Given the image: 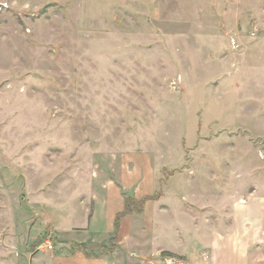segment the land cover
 I'll return each instance as SVG.
<instances>
[{
	"label": "rangeland",
	"instance_id": "rangeland-1",
	"mask_svg": "<svg viewBox=\"0 0 264 264\" xmlns=\"http://www.w3.org/2000/svg\"><path fill=\"white\" fill-rule=\"evenodd\" d=\"M237 166L264 183V0L0 9V264H28L40 247L60 254L55 229L87 225L93 181L141 184L125 187L100 258L118 249L124 218L166 189L188 193L186 181ZM127 199L144 205L125 213ZM168 257L186 263L161 252L144 264Z\"/></svg>",
	"mask_w": 264,
	"mask_h": 264
},
{
	"label": "crops",
	"instance_id": "crops-1",
	"mask_svg": "<svg viewBox=\"0 0 264 264\" xmlns=\"http://www.w3.org/2000/svg\"><path fill=\"white\" fill-rule=\"evenodd\" d=\"M42 2L0 0V9L28 11L39 9ZM208 90L203 85V99ZM243 168L234 167L232 177L228 173L213 181H186L183 186L189 187L188 193L166 189L158 202L147 205L143 215L124 218L118 249L100 258H88L86 253L98 254L109 245L115 235L116 215L125 206V187L141 184L127 178L118 183L93 181L96 194L82 201L90 205L82 207L89 215L87 225L83 220H76L74 225L69 220L64 222L55 229L62 252L55 255L40 247L35 252L38 254L27 256L28 264H144L161 252L187 264H264V183L243 177ZM145 229L150 235H142ZM73 245L82 248L67 252Z\"/></svg>",
	"mask_w": 264,
	"mask_h": 264
},
{
	"label": "trees",
	"instance_id": "trees-1",
	"mask_svg": "<svg viewBox=\"0 0 264 264\" xmlns=\"http://www.w3.org/2000/svg\"><path fill=\"white\" fill-rule=\"evenodd\" d=\"M159 196H160V195H157L156 198H158ZM126 205H127V207H126V212H125V213H130V212H134V211H135L136 206H140V207H141V205H144V203H143V202H139V203H137V202H135L133 199H127V201H126ZM133 206H135V208H133ZM121 217H122V215H119V216H117V218H116V225H115V226H116V235H115L114 240L117 238V235H118V230H119V220L121 219ZM114 240L112 241V243L114 242ZM80 248H82V247H80ZM103 252H104V251L102 250V251H100V253H99L98 255H94V254H88V253H86V251H85L86 256L89 257V258L99 257V256H101V255L104 254Z\"/></svg>",
	"mask_w": 264,
	"mask_h": 264
},
{
	"label": "built area",
	"instance_id": "built-area-1",
	"mask_svg": "<svg viewBox=\"0 0 264 264\" xmlns=\"http://www.w3.org/2000/svg\"><path fill=\"white\" fill-rule=\"evenodd\" d=\"M163 264H186V263L180 259L168 257L163 261Z\"/></svg>",
	"mask_w": 264,
	"mask_h": 264
}]
</instances>
